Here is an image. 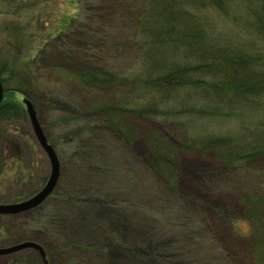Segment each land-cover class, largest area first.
I'll return each instance as SVG.
<instances>
[{"label": "rangeland", "instance_id": "obj_1", "mask_svg": "<svg viewBox=\"0 0 264 264\" xmlns=\"http://www.w3.org/2000/svg\"><path fill=\"white\" fill-rule=\"evenodd\" d=\"M169 2L175 6L178 2L180 10L200 21L215 51L222 48L259 54L249 57L252 70L248 71L251 76L264 74V34L258 31L254 15V10L260 9L258 0H228L226 14L205 5V0L199 4L191 0ZM93 3L0 0L2 76L12 78L10 88L20 85L25 89L23 85L31 80V91L61 105L55 111L47 106L44 114L39 111L40 120L46 116L42 124L50 128L49 136L54 134L50 139L62 164L57 190L40 207L8 221L6 230L18 235L15 241L19 245L26 242L19 237L26 227L40 228L47 236L48 249L71 247L67 254L70 264H264V213L258 201L255 205V199L264 195V162H221L224 157L248 152L247 145L244 148L239 142L254 144V135L259 134L257 139L264 135V95L251 97L246 103L231 105L224 98L220 103L206 90H211L207 86L213 83L220 86L224 72L217 76L188 72L193 80L203 83L200 88L171 94L154 90L149 81L164 77L172 65L196 68L208 63L189 52L177 57L168 54L167 68L146 71L139 55L149 42L130 12L142 10L144 1L107 0L108 5H114L110 10L90 9ZM99 13L104 17L103 26L95 37L104 46H100L103 60L94 61L91 47L80 59L93 67L111 69L118 84L95 92L73 83L80 66L75 64L78 67L73 69V63L63 57H51L56 52L48 46L54 41L59 45L56 48L60 47L61 35L56 37L57 33L72 20V31L63 41L83 51L82 43L89 42L84 40L85 33L89 37L96 29L91 20L99 18ZM25 98L17 96L21 103ZM102 100L120 114L119 121L114 128H103L96 139H86L84 132L97 120L94 111L103 105ZM185 102L188 107L181 108ZM145 109H151L153 115L145 112L140 116ZM25 124L28 142L42 151L31 153L34 175L42 181L47 166L48 182L50 161L32 126ZM77 129L79 135L74 133ZM208 140L230 142L232 147L226 143L214 150L203 147ZM66 149L74 153L68 155ZM12 160V156H0L2 204L27 199L24 194L35 185H29L28 179L15 181L20 172ZM31 234L36 236L33 230ZM13 243L2 240L0 249ZM11 259L0 256V264ZM48 260L41 258L39 262H62L60 255Z\"/></svg>", "mask_w": 264, "mask_h": 264}, {"label": "trees", "instance_id": "obj_2", "mask_svg": "<svg viewBox=\"0 0 264 264\" xmlns=\"http://www.w3.org/2000/svg\"><path fill=\"white\" fill-rule=\"evenodd\" d=\"M143 1L144 8H142V10L138 11V13H135L133 10H131L130 12L133 13V17L138 22L142 34L146 36V40L147 42H149L146 46H144L143 51L139 55L140 59L144 62L143 65L146 66V71H154L155 69L159 71V69L167 68L166 60L168 59V54H174L173 56L177 57L182 53H184L185 55H189V52L191 53V55H199L201 61L208 63V66L206 67H201L199 65L196 68L182 67L181 65H178L179 63L176 65H172L167 70V73H165L164 77H157L156 79H152L151 81H149L152 83V88H154V90H161L166 94H171L184 88H200L203 83L200 84L198 83L200 81L193 80V75H190V73L188 72L194 71L195 74H207L216 76L217 74H220L218 72H222V74L224 72L225 80L218 84L220 86H217V84L213 83L212 85H209L207 87H210L211 90L214 91H211L210 89H204L210 95L212 94L220 103L223 98L224 102L226 100H230L229 104L231 105H233L234 103H246L251 101V97L264 95V74L255 72L253 73L255 76H251L248 71L250 69L252 70L251 66L249 65V57H258L259 54L254 53V55H252L243 50L229 51L228 49L225 50L222 48H220L219 51H215L211 46V43L208 41L207 34L199 26L200 21L195 17H191L190 14L185 11V9L180 10V4L178 2H175V6L173 3L170 4L169 0ZM198 1L199 0H191V2L195 4H199ZM227 1L228 0H205L204 3L205 5H212L214 8L226 14L225 7ZM258 1L260 4V9L254 10V15L256 16V23L259 26L258 31L261 34H264V0ZM95 6L97 9L110 10L111 6L113 7L114 5H108L107 0H94V3L90 7V9L95 8ZM127 8L128 7H126V10ZM86 9L88 10L89 8L86 7ZM99 14V18H93L91 20H94L92 23L94 24V28L96 29L90 31L89 37L85 33L84 40L88 38L89 42L82 43L85 47L83 48V51H81L82 49L78 48L73 49L68 45V43L63 41L72 31L70 27L72 20L69 21L66 25L64 24L65 28H61V30H59L57 33L56 37L61 35L60 39L62 42L60 43V47L56 48V45H59L54 41L49 43L50 46H48L49 48L53 49L54 52H56L55 54H51V57L54 58L55 55H57L58 57H63V59L67 63H73V69H76L78 67L77 65L80 66L75 70L78 75L76 77L77 81L73 80V83H76L81 87L83 86L87 91L95 92L114 88L115 85L118 84V82L116 83V80H113L115 77H113V73H110L111 69L105 70L106 68L104 69L101 67H93L91 66L90 62L86 60L87 63L89 62V67H87L86 61L82 62L83 60L80 59V56H82L81 54L86 51L88 52V48L91 47L93 48L92 50H95L94 53L92 52L94 61H96L97 59L101 61L103 60V57H101L103 50L102 48H100V46H104L102 42L100 40H96L95 37L98 34H95V32H99V30H101L103 26L102 20L104 17L101 13ZM91 37H95L93 38V41H91ZM96 45L98 49H95ZM107 48L108 47H106L105 49ZM211 70H213V72ZM2 75L3 74L0 72V82L2 83L4 89V99L0 104V156L3 159L7 158V155L12 156V162L18 164L17 170L19 169L18 172L20 173L17 175H19L20 179L17 180V178H15L16 182L20 183L25 179H28L29 181L27 183H29V185L32 186L33 184H35L29 192L24 194V198L28 199V197L38 193L45 186L47 182L46 178L50 170L49 167L46 166V170L44 171V176H46L42 181L40 179H37L34 175L36 169H34L33 166V156L31 153H41L42 151H40L38 145H31V143L28 142L24 126H26L25 123H27V127L29 126V128H31V122L29 120L26 107L17 99V96L18 94H22L33 103L44 134L47 137L49 143L54 147V149V143L52 139H50V137L52 138L54 134L53 136H49L47 130H49L50 128L46 129L42 124V117L46 118V116L43 115L40 120L39 111L44 114L47 107L51 108L52 111H55L61 105L59 104V102H54V100L52 101L50 98L45 101L44 99H42L41 95H36L39 92L31 91V89L28 88L30 84H33L31 80H29V82L27 81L29 85H27V83H23V87L25 89H22L20 85L14 87L11 86L10 88L9 82L10 80H12V78L8 80ZM11 75L16 76L12 72ZM19 82L15 80V83L20 84ZM149 82L146 81L144 83L145 88L149 84ZM223 82L224 85L222 86L221 84ZM104 102L105 100H102L103 105H98V107L95 108L94 112H96L95 115L97 117V120L93 121L92 127L88 128L84 132L88 134L86 139H96L97 135L102 132L103 128H105L106 126L114 128L113 125L116 126L119 121L120 114L111 111L109 109L111 107H107L106 103ZM183 107H188L187 102H185V104L181 106V108ZM145 112H147V114L149 113V115H153L151 109L140 111L139 115L143 116ZM126 130L128 129H125L124 132ZM74 133L76 135H79L80 132L77 129V131L75 130ZM117 133L120 134L119 132ZM61 135L63 136L64 134ZM258 135L259 134H257V136ZM257 136L254 135L253 137V139H255L257 143L256 145L254 140V144L245 142L246 140L239 142V144L241 145L244 144L242 145L244 148L247 145V153L238 156H231L228 158L224 157L221 159V162L229 163V161L233 160L234 161L230 164H238L240 162L248 164L257 160L264 162V135L262 137H258V139ZM222 143L226 142H223L221 140H208V142L202 144V146L205 148H212L214 150L221 146ZM226 144L227 147H232V144L230 142ZM203 147H201V149H203ZM65 151V153H68V155L74 153L73 151H70V149H66ZM56 190L54 192H56ZM53 194L49 197V199L54 196ZM21 198H18L19 200L17 199L16 201L20 202V200H22ZM255 200V205H257L258 201V206H260V208L262 209L261 212L264 213V195L263 197L261 196L259 199ZM0 204H2V201H0ZM21 216H0V236L2 238L0 241L6 240L15 242L8 247L17 245L16 241H18V239L16 240V238L18 237L16 233H13L11 235L8 230H6L8 229L10 223L8 221H13L15 219L17 220L21 218ZM2 222H4L5 225ZM31 230L35 231L36 236L31 234ZM19 237L25 239V241H31L41 245L47 253L46 262H49V257L52 258L60 255L62 260L61 264H70V256H68L67 254L71 252L69 251L71 250V247L65 249H48L45 242L47 236L45 234H42L40 228L26 227L25 232H21L19 234ZM48 252H51V255L48 254ZM9 256L12 259L8 262V264H41L39 262L41 259L39 257V252L32 249L20 251Z\"/></svg>", "mask_w": 264, "mask_h": 264}, {"label": "water", "instance_id": "obj_3", "mask_svg": "<svg viewBox=\"0 0 264 264\" xmlns=\"http://www.w3.org/2000/svg\"><path fill=\"white\" fill-rule=\"evenodd\" d=\"M3 99L4 89L2 83L0 82V104L2 103ZM23 103L26 106L27 114L37 142L50 161L51 174L47 184L43 187V189L30 199L21 203L0 205V215L2 216L20 215L41 206L54 193L61 176V164L59 157L53 146L49 144L48 139L44 134L33 103L29 99H25ZM28 249H33L39 252L42 260L46 262V253L44 249L35 242H25L7 249H0V256L10 255Z\"/></svg>", "mask_w": 264, "mask_h": 264}, {"label": "flooded vegetation", "instance_id": "obj_4", "mask_svg": "<svg viewBox=\"0 0 264 264\" xmlns=\"http://www.w3.org/2000/svg\"><path fill=\"white\" fill-rule=\"evenodd\" d=\"M26 200H28V199H25V200H23V201H26ZM22 201V202H23ZM20 203H21V201H20ZM16 204V203H15ZM0 205H6V204H0ZM24 214H26V213H23V214H20V215H17V216H21V215H24Z\"/></svg>", "mask_w": 264, "mask_h": 264}, {"label": "bare ground", "instance_id": "obj_5", "mask_svg": "<svg viewBox=\"0 0 264 264\" xmlns=\"http://www.w3.org/2000/svg\"><path fill=\"white\" fill-rule=\"evenodd\" d=\"M0 216H2V215H0ZM27 242H31V241H26V243H27ZM10 255H11V254H10ZM39 256H40V254H39ZM40 258H41V257H40Z\"/></svg>", "mask_w": 264, "mask_h": 264}]
</instances>
